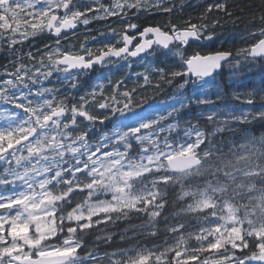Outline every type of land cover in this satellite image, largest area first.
<instances>
[{"label":"snow or ice","instance_id":"1","mask_svg":"<svg viewBox=\"0 0 264 264\" xmlns=\"http://www.w3.org/2000/svg\"><path fill=\"white\" fill-rule=\"evenodd\" d=\"M173 7L171 0H112L109 6L101 0H0V49L6 45L14 56L9 62L14 69L4 67L9 78L0 80V102L19 110L0 109V264H264V64L259 85L233 92L234 100L250 107H216L224 95L217 80L221 70L229 68L236 85L245 69L264 61V12L261 26L250 33L255 43L234 52L189 55L192 44L213 39L221 17L209 22L211 13H232L223 0L208 4L198 22L182 21V27L169 19L164 26L140 30L130 22L133 9L139 18L141 11L171 14ZM109 17L129 21L119 33L109 26L123 46L105 44L93 52L81 45L84 54L61 48L63 32ZM44 33L57 39L53 48L44 45L43 55L15 47ZM113 57H140L146 65L131 89L121 79L109 81L110 94L100 84L78 100L71 91L61 95V87L78 90L81 74L113 63ZM156 59L165 67L156 66ZM54 73L65 74L58 78L60 87H44ZM165 85L174 89L171 103L160 101L145 112L143 105L152 97L137 99V94L151 89L154 96ZM191 105L211 107L182 118ZM201 118L210 130L201 128ZM106 124L111 129L104 130ZM225 132L227 139L217 141ZM177 186L173 206L177 200L185 203L172 215L195 214L209 226L184 232L185 223H167L162 214L169 190ZM141 215L147 219L119 232L121 242L135 244L97 252L117 234L108 225ZM161 217L174 242L169 244L166 235L161 244H141L138 237L158 235ZM102 224L105 228L97 229ZM93 229L101 234L81 255L84 237ZM193 239L196 246L189 243ZM245 249L250 254H243Z\"/></svg>","mask_w":264,"mask_h":264},{"label":"trees","instance_id":"2","mask_svg":"<svg viewBox=\"0 0 264 264\" xmlns=\"http://www.w3.org/2000/svg\"><path fill=\"white\" fill-rule=\"evenodd\" d=\"M172 4H174L173 11L171 14L169 13H163V12H157V11H150L146 12V20L141 21L142 26L140 25V19L136 22L134 19L132 20V23H136L140 25V29L142 30L143 27L145 26H164L168 23L169 19H171L172 23H176L178 26H183L182 21L188 20L189 17L192 18V22L196 23L198 22L197 18L200 16V14L204 11L205 7L208 4L211 3H217V2H223V0H171ZM228 4V10L232 13V17H229L225 15L224 13H218V12H213L210 14L209 17V22L213 17H221L220 24L213 29L215 35L214 36H221L224 33H226L227 29H234L236 28L237 25L244 26L247 23L253 22V23H258V21L261 23L259 19V15L261 12H264V6L261 5V0H227ZM135 9L131 10L129 14L135 13ZM141 13H144V11H141ZM109 17L107 20H94L92 21L89 25H81L79 28V31L77 34L72 35L70 37H62L61 38V48L65 51H71L72 53H80L84 54L83 49L81 48V45H84L88 49H92L93 52H96V49L102 48L105 44H112L116 46L118 44L115 40L116 36L118 35H113L111 34V38L108 36H105L107 39H100L101 31L102 29H105L107 24L110 22ZM106 26V27H105ZM115 28V27H111ZM117 31L120 30L121 28H115ZM164 30H168L165 28ZM103 33H106L109 31V28ZM110 32V31H109ZM118 33V32H117ZM93 37L95 39H93ZM48 45L49 49L55 47V40L52 38V36L49 33H44L41 36L35 37V38H30L27 41H24L22 45H16L15 47L22 49L23 53H28L32 52L33 55H43L44 52V45ZM238 43H234L233 45H227V44H204L203 45H194L190 48H188V54H193L194 52H201L202 54H207L209 52H214L216 50H233L237 48ZM37 49H40L41 51L38 53ZM106 50V49H105ZM98 54V53H96ZM14 59V56H11L8 51H7V46L4 45L2 49H0V69L4 70L5 65L8 66V71H12L14 69V66L10 64V60ZM151 59V58H150ZM23 63L30 65V62L28 61L27 58L23 60ZM129 63L131 64L130 68L126 65H122L119 68H112L108 72H102V73H97L96 71L97 68L93 71H89L86 75L81 74L79 79L81 81V87L78 90H72L68 86H63L61 87V95H65L68 92H72L73 95L76 97V99H79L80 95H83L85 90H91L90 86L91 85H104V91L105 94H110L112 91V84L109 81H112L113 83L116 80H124V85L128 88L131 89L134 86V82L137 81V76L135 74L137 73H142L143 68H146L145 64H139L138 61H132L129 60ZM155 65L159 67H165L164 63H161L160 59L155 60ZM168 63H171V60L168 61ZM76 71L72 72V75H76ZM65 74L63 73H54V75L48 80L45 81L43 86L44 87H52V86H57L60 87L58 83V78L63 79ZM3 78H7L6 75L2 76ZM142 77H140V82L142 83ZM153 79H155V74H153ZM218 81H220L221 85L225 87V91L227 93V97H229V92L226 87V70L223 69L221 72V75L217 77ZM39 85L34 86V88H38ZM99 90V89H97ZM121 91L124 90V87H121ZM172 94V87L164 86V90L160 91L157 95L152 96V90L149 89L147 91H142L137 94V99L141 96H151L148 100L147 104L143 105L144 111L147 112L151 109V106H156L160 104V101H169L170 97ZM71 103V101H69ZM18 111L14 109V107L11 108V110ZM93 112L100 111L96 109L95 107L92 108ZM135 111L139 112L141 111L140 109H135ZM196 112V108H194L193 105L190 106L189 110H185L181 115L182 117L188 118L189 116L194 117V114ZM191 113V114H190ZM132 114H130L131 117ZM194 122H197L193 120ZM86 123V122H85ZM199 125L201 126L202 129L210 130V125H208V122L206 119L201 118L198 121ZM110 126V124H106L104 126V129ZM83 128L77 129V131H82ZM253 130L256 135H259L261 132V129L259 125H254ZM230 135V133H223V134H218L216 137V140L219 141L221 137H223L225 140L227 137ZM97 139L99 138L98 135L96 137ZM237 142H239L240 138L237 137ZM203 147V146H202ZM194 183L196 181H193ZM178 186L174 190H169V194L167 196V206L165 207L162 216H168V224H177V223H188L190 222V225H196L198 223H202L206 227L208 224L205 221H199L197 223L194 222L196 220L195 214H180L179 216H173L172 213L175 211H178L179 207L183 206L185 203L184 201H176L175 206H173V200L175 199V192H177ZM86 195V192L84 193ZM100 199L108 198L110 199V195L105 197V196H100ZM71 207H75V203L71 205ZM71 207L67 208L65 211L66 212L71 210ZM203 215V214H201ZM95 219V218H94ZM146 216H139V217H133L130 220L124 221H117L115 225H108L107 230L110 232L117 233L111 244H104L100 243L97 252L99 254H103L104 252H111L117 248H126L130 244H135L136 240H131V241H124L121 242L119 239V232L123 230L126 227H129L131 225H139L142 220H146ZM159 223H158V228L160 231L158 232V235L156 237H138L137 239L140 240L141 244H145L148 247H151L153 244H161L165 238V236H168V241L169 237H171V234L166 233L164 231L166 222L163 220V218H158ZM198 221V220H197ZM67 223V221H66ZM105 228V225H99L97 226V229H102ZM97 229L92 230L91 235H87L84 237V243H85V248L81 249V255H84L87 247L92 245L95 235L101 234L97 231ZM66 229L64 235H66ZM131 235V232L129 233ZM63 237H61L62 240ZM53 242L59 243L60 241H56L55 238L53 239ZM192 246H196L195 240H191L189 242ZM252 250H255L254 248ZM237 255H241L239 251L236 253ZM243 254H250V251L248 249L244 250ZM171 255V254H170ZM207 255V254H205ZM252 264H259L256 262H252Z\"/></svg>","mask_w":264,"mask_h":264},{"label":"rangeland","instance_id":"3","mask_svg":"<svg viewBox=\"0 0 264 264\" xmlns=\"http://www.w3.org/2000/svg\"><path fill=\"white\" fill-rule=\"evenodd\" d=\"M84 2L87 3V2H89V0H84ZM101 2L103 4H105V6H109V5H111L112 0H101ZM92 6L95 7L96 5L93 4ZM81 10H83V9H81ZM89 15H94V13H89ZM98 21H100V20H98ZM81 25L82 24H78L79 28H80ZM260 26H261V23L259 21H258V23L250 22V23L245 24L244 26L237 25L236 28H234V29H230L229 28V29H227L226 33H224L223 35L214 36L211 41H205L204 44H218V45L227 44V45L231 46V45H233L236 42V43H238L237 48H239V47H247L250 44L256 42V39H253L252 36L250 35V33L254 32ZM101 33H103V32H101ZM111 34L112 33L109 32V31L106 32V33H103L100 36V39H102V38L103 39H107L105 36H108V37L111 38ZM115 40H116L117 43L118 42L120 43L121 37L118 35V36H116ZM190 47H188V48H190ZM138 63L141 64V65L143 64V63H141V59H140V61ZM261 64H264V61H262L261 63H258L255 66H253L251 71H247L245 69L241 73L240 77L238 78V83L236 85H233V78L231 77L230 69L225 67L224 69L227 71V74L229 73L228 74V79H227V85H228L227 90L229 92V97H227V93L225 91L226 89L221 85L224 88V95H223L222 100L216 102V107L217 108L235 107V108H238V109H246V108L250 107V106H248L246 104H242L241 101H239V100H234L231 97V95L233 96V92L234 91L242 93L247 88H251L253 86H256V85L260 84V81H261L260 65ZM122 65H126L129 68L131 66V64L128 61L127 62H118L117 64L109 63V64H107L104 67H100L101 70H99V74L102 73V72H108L112 68H119ZM145 70H146V68H143L142 73L145 72ZM0 73L3 75L4 70L0 69ZM7 78H9V77H7ZM7 78L6 77L5 78L0 77V80H4V79H7ZM35 90L36 89L33 87V91H35ZM173 91H174V89L172 88V94H173ZM189 91H191V86H189ZM214 91L215 90H213V92H212V98L213 99H215ZM29 99H33V97L30 96ZM168 103H171V100H169ZM159 106H161V105L160 104H158L156 106L152 105L151 109L149 111H151L152 108H156V107H159ZM193 106H194V108H196V112L194 114V117L197 115V113L199 111H201V110L207 111L211 107L209 105H202V106H199V107H197L195 105H193ZM12 107H14V106L11 105V104H4L3 102H0V109H9V110H11ZM256 107H259V102L257 103ZM149 111H147V112H149ZM130 114L131 113H128L127 115L130 117ZM182 118L186 119V117H182ZM169 122H171V121H169ZM0 124H3L2 120H0ZM111 127H112V125L110 124V126L105 128L104 130L111 129ZM210 129H211V125H210ZM109 150H111V149H109ZM0 170H2V167H0ZM194 222L197 223L198 222L197 219L194 220ZM185 225H186L185 229H183L182 231H184V232H193V231L198 232L199 228L203 224L202 223H198L196 225L195 224L194 225H190V222H188L187 224L185 223ZM203 226H205V225H203ZM168 242H169V244L174 242L172 234H171V237H169V241Z\"/></svg>","mask_w":264,"mask_h":264},{"label":"flooded vegetation","instance_id":"4","mask_svg":"<svg viewBox=\"0 0 264 264\" xmlns=\"http://www.w3.org/2000/svg\"><path fill=\"white\" fill-rule=\"evenodd\" d=\"M146 15H147V14H145V13H141V14H138L139 18H137V16H134V17H133V15L131 14V15H129V17L131 18V19H130V22L132 23V20H133V19H134L136 22L140 19V25H141V24H142L141 21H145V20H146ZM127 22H129L127 19H125L123 22H121V20H119L117 17H111V18H110V22H109V24H111V27L121 28V29L118 30V31H122L124 24L127 23ZM141 26H142V25H141ZM141 26H140V27H141ZM140 30H141V29H140ZM130 34H134V33H130ZM138 41H139V38H137V41H134V44H135L136 42H138ZM134 44H133L132 47H134ZM116 46H122V41H121L120 43L116 44ZM129 60H130V58L128 57L126 60H124V59H114V60H112V61H113V64H117L118 62H127V61L129 62ZM99 70H101V69H99ZM226 75H227V73H226Z\"/></svg>","mask_w":264,"mask_h":264},{"label":"water","instance_id":"5","mask_svg":"<svg viewBox=\"0 0 264 264\" xmlns=\"http://www.w3.org/2000/svg\"><path fill=\"white\" fill-rule=\"evenodd\" d=\"M77 30H78V25H77V27H76L75 29H71V30H67V31L63 32L62 36H63V35L68 36V35H70V34L76 33ZM52 38H53L54 40L57 39V37L54 36V35H52ZM201 44H202V42L199 43V44H196V45H201ZM141 55H143V54H141ZM113 58H116V57H113ZM113 58H112V59H113ZM130 58H131V59H137V58H139V57H130ZM116 59H118V58H116ZM95 66H100V65L97 64V65H94V67H95ZM73 71H75V70H73Z\"/></svg>","mask_w":264,"mask_h":264}]
</instances>
